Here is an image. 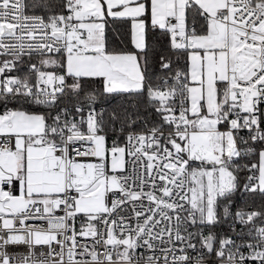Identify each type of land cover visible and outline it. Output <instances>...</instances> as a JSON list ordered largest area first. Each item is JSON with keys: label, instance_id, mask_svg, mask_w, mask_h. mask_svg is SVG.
I'll use <instances>...</instances> for the list:
<instances>
[{"label": "snow or ice", "instance_id": "1", "mask_svg": "<svg viewBox=\"0 0 264 264\" xmlns=\"http://www.w3.org/2000/svg\"><path fill=\"white\" fill-rule=\"evenodd\" d=\"M0 264H264V0H0Z\"/></svg>", "mask_w": 264, "mask_h": 264}]
</instances>
